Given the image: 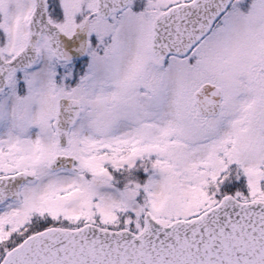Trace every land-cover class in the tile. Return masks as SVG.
I'll list each match as a JSON object with an SVG mask.
<instances>
[{
    "label": "snow or ice",
    "instance_id": "snow-or-ice-1",
    "mask_svg": "<svg viewBox=\"0 0 264 264\" xmlns=\"http://www.w3.org/2000/svg\"><path fill=\"white\" fill-rule=\"evenodd\" d=\"M0 264H264V0H0Z\"/></svg>",
    "mask_w": 264,
    "mask_h": 264
}]
</instances>
